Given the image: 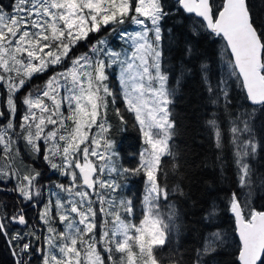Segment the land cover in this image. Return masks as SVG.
Here are the masks:
<instances>
[{
    "label": "snow or ice",
    "instance_id": "snow-or-ice-1",
    "mask_svg": "<svg viewBox=\"0 0 264 264\" xmlns=\"http://www.w3.org/2000/svg\"><path fill=\"white\" fill-rule=\"evenodd\" d=\"M169 20L193 38L223 42L227 72L214 85L202 62L201 80L229 122L237 186L247 189L227 201L236 264H264V210L252 203L251 165L264 151L254 125L264 113V17L249 0H0V192L13 194L11 203L0 197V240L12 264H163L166 255L170 264H212L223 247L225 234L216 230L187 262L172 248L190 178L173 109L185 73L172 87L164 66ZM193 51L186 42L185 54ZM204 125L222 152L219 117ZM114 127L140 137L131 166L121 162ZM24 153L63 181L45 189ZM132 180L143 186L139 198L125 194ZM28 208L38 209L35 223ZM216 215L213 205L203 219Z\"/></svg>",
    "mask_w": 264,
    "mask_h": 264
},
{
    "label": "trees",
    "instance_id": "trees-1",
    "mask_svg": "<svg viewBox=\"0 0 264 264\" xmlns=\"http://www.w3.org/2000/svg\"><path fill=\"white\" fill-rule=\"evenodd\" d=\"M7 6L10 0H2ZM253 14L264 17V0H249ZM124 27H129L125 25ZM168 28L172 29L173 39L168 40ZM164 51L166 54L164 66L169 74V84L176 86V79L183 71L185 74L182 86L176 102L173 106L174 118L177 122L178 135L175 138L178 149L181 152V161L184 165L182 169L190 178L183 182L185 191L189 192L190 199H179V206L182 209L181 220L178 222L180 228L173 233L172 248H176L182 254L184 261H189L194 255L195 249L203 243L205 235L210 231L219 230L225 234L226 241L222 248L214 254L212 264H236V247L234 241L238 239L234 234V221L226 211L227 201L232 192H237L241 196L247 189H240L236 181V169L233 164L231 149L228 143V120L225 117L221 106L209 104V96L201 80L200 65L206 62L209 66V77L215 85L216 82L225 75L223 42L212 38H193L189 34L187 26H183L174 20H169L165 29ZM95 39V37H92ZM112 44L117 42L112 39ZM190 42L194 51L191 56L185 54V43ZM84 51V48L80 49ZM49 73L44 76L34 78L35 84H41ZM116 87V81H112ZM238 93L239 89L236 88ZM243 101L237 100L239 105ZM119 106V105H118ZM242 111L239 107L233 109L234 114ZM215 113L224 129V139L226 147L219 152L213 144L211 133L205 127L204 121ZM109 117L114 125H118L112 113ZM254 125L258 138L264 141V113H258ZM113 133L117 141V146L121 151V162L125 166L134 163L132 153H136L140 147V137L137 131L129 127L126 132H119L118 127L113 128ZM219 157V159H218ZM23 159L26 163L32 164L42 172V183L45 189L54 181L58 180L55 174H48L47 166H41L42 159L38 162L24 153ZM253 168L252 203L257 210H264V151H261L255 160L251 161ZM53 173V172H52ZM174 177H169V182L174 181ZM63 181V179H59ZM137 187V189H136ZM142 184L139 180H132L129 187H126L125 194L131 193L135 198H139L142 192ZM0 197L6 202H13V194L0 192ZM213 205L218 209V215L212 222H205L203 217L210 212ZM38 209L28 208V217L35 223V212ZM169 251V250H166ZM178 257L173 254L171 259ZM0 264H12V257L4 242L0 240ZM39 264V261H37ZM163 264H170L166 255Z\"/></svg>",
    "mask_w": 264,
    "mask_h": 264
},
{
    "label": "rangeland",
    "instance_id": "rangeland-1",
    "mask_svg": "<svg viewBox=\"0 0 264 264\" xmlns=\"http://www.w3.org/2000/svg\"><path fill=\"white\" fill-rule=\"evenodd\" d=\"M110 40L112 41V39L110 38ZM112 43V42H111ZM113 46H116L117 48L119 47L117 44H112ZM38 162L40 161L39 159H36ZM41 164V166H45V164L44 163H40ZM35 166V165H34ZM39 169V168H38ZM48 174H50V175H52V174H54V173H52L51 171H49L48 169H47V173H46V177L49 179V178H51V177H49L48 176ZM58 179H64L63 177H58ZM126 189V188H125ZM136 189H137V187H136Z\"/></svg>",
    "mask_w": 264,
    "mask_h": 264
}]
</instances>
